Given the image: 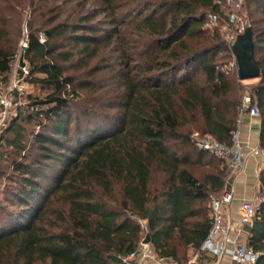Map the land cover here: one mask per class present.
I'll use <instances>...</instances> for the list:
<instances>
[{"label":"trees","instance_id":"trees-1","mask_svg":"<svg viewBox=\"0 0 264 264\" xmlns=\"http://www.w3.org/2000/svg\"><path fill=\"white\" fill-rule=\"evenodd\" d=\"M245 1L264 16V0ZM96 3L102 12L72 23H27V81L47 93L29 98L32 111L19 114L5 131L12 136L0 140L17 157L0 201V264H120L117 257L134 252L147 235L160 258L188 262L212 228V198L225 190L228 170L182 131L198 126L201 136L230 145L237 129L244 88L218 64L232 53L224 24L212 35L204 30L208 15L219 11L216 0ZM102 14L106 22H94ZM250 27L262 72L250 94L264 149V22ZM3 38L0 75L7 81L15 51ZM114 47L122 92L111 109L118 112L75 114L73 99L93 87L71 76L69 65ZM23 122H37L38 130L29 132ZM206 161L210 171L197 176L192 170ZM259 183L247 244L264 264V169Z\"/></svg>","mask_w":264,"mask_h":264},{"label":"built area","instance_id":"built-area-1","mask_svg":"<svg viewBox=\"0 0 264 264\" xmlns=\"http://www.w3.org/2000/svg\"><path fill=\"white\" fill-rule=\"evenodd\" d=\"M216 5L219 11L208 15V22L204 29L213 30L223 22V39L232 51L236 38L249 28L243 13L244 0H216ZM29 35L30 33L26 30L20 43L19 56H17L18 70L13 72L11 64L8 80L3 81L0 75V140L8 124L18 117L19 110L25 106L27 78L30 71L26 57ZM39 40L42 44L46 43L47 37L44 32L39 33ZM247 118L260 119V110L250 93L242 96L237 129L232 134L230 145L220 143L209 135L195 134L192 136L199 150L215 156L228 170L225 190L220 197L212 198L213 225L201 249L188 262H178L160 258L151 244L145 245L142 241L134 252L117 257L120 264H208L203 261L208 258L214 259V264H222L226 257L230 259L229 264H257L260 254L250 248L247 242L239 240L242 234H246L244 228L253 226L257 211L255 201H242L238 207L237 221L230 215L236 201L232 186L234 181L245 173L248 157L257 160L262 170L264 169V149L256 146L249 155H246L244 151L242 128Z\"/></svg>","mask_w":264,"mask_h":264},{"label":"rangeland","instance_id":"rangeland-1","mask_svg":"<svg viewBox=\"0 0 264 264\" xmlns=\"http://www.w3.org/2000/svg\"><path fill=\"white\" fill-rule=\"evenodd\" d=\"M32 3L34 5H32ZM100 5L96 3V0H0V34L5 35L2 43H10V46L15 51L14 60L12 63L13 72L18 70L19 62L17 56H19L20 43L24 37L25 31L30 30L27 23L32 22L35 26L46 25L50 20L57 19L58 23L69 21L74 22L78 17L92 14L95 12H102ZM243 13L246 17L248 26L250 27L254 22L260 24L264 22V16L256 8H250V4L244 0ZM106 22L105 15L102 14L94 22ZM263 25H259L261 28ZM219 29V28H218ZM210 35H212L217 29H204ZM224 33V29L220 30ZM7 35V36H6ZM82 58L77 56L73 59L71 65H69V74L75 76L79 82H86L92 84V89L80 91L81 99H73L72 105L75 114H80L89 110L92 114H104L115 115L118 112L117 109H111V106L115 107L119 104L120 93L117 74L121 70L120 54L117 48L112 50L101 51L96 58L86 60V63L80 61ZM218 64L222 70L227 74L235 75L237 77V64L233 54L227 57H219ZM254 81L242 82L244 91L242 96L246 93H250ZM47 92L38 87L27 84V95L25 98V106L19 110V114L27 115L32 111L29 98L40 97L43 98ZM11 122L8 124L6 131L9 129ZM29 132H33L37 129V122H31L27 124L23 122ZM183 134L192 135L200 134L198 126H191L183 129ZM6 133V132H5ZM6 138H10L11 134H5ZM176 150H180L176 147ZM17 159L13 149H10L6 144H0V171L5 172V177L0 179V201H3L4 197L10 189L11 182L8 178L13 176V170L11 169V162ZM208 160V159H207ZM206 164L208 161L201 164V167H196L192 171L199 177L206 172L210 171ZM156 183L160 184L161 179L157 177ZM260 194H258L256 200L257 209L260 206ZM247 234L243 237L246 238ZM191 255V252H190Z\"/></svg>","mask_w":264,"mask_h":264},{"label":"crops","instance_id":"crops-1","mask_svg":"<svg viewBox=\"0 0 264 264\" xmlns=\"http://www.w3.org/2000/svg\"><path fill=\"white\" fill-rule=\"evenodd\" d=\"M260 127V119L250 120L247 118L245 120V124L242 128V141L245 144L244 151L246 155H249L253 148L259 146ZM261 170L262 167L260 163L257 160L248 157L245 173L234 181L232 189L235 191L236 201L231 209L230 215L235 221L238 220L237 211L243 200L256 202L258 194H260L259 175ZM243 235L244 234L239 237V240L247 242L249 235L247 234L246 238L243 237ZM203 261L208 264L215 263V260L212 258ZM229 263L230 259L228 257L223 259L222 264Z\"/></svg>","mask_w":264,"mask_h":264},{"label":"water","instance_id":"water-1","mask_svg":"<svg viewBox=\"0 0 264 264\" xmlns=\"http://www.w3.org/2000/svg\"><path fill=\"white\" fill-rule=\"evenodd\" d=\"M232 54L237 64V77L240 82L256 81L261 78L262 72L255 57V42L252 27H249L244 34L236 38L232 47ZM244 231L250 235L252 227L246 226ZM143 244H151L149 235L143 240Z\"/></svg>","mask_w":264,"mask_h":264}]
</instances>
